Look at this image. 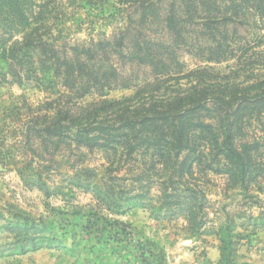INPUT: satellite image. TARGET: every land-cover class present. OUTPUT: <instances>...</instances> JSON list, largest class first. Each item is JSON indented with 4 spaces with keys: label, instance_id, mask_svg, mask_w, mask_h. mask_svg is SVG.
<instances>
[{
    "label": "rangeland",
    "instance_id": "rangeland-1",
    "mask_svg": "<svg viewBox=\"0 0 264 264\" xmlns=\"http://www.w3.org/2000/svg\"><path fill=\"white\" fill-rule=\"evenodd\" d=\"M214 1L229 15H234V5L239 10L232 22L217 29L203 25L205 9L197 4L189 9V0H152L143 18L121 0H0V264H30L34 246L40 251L56 250L61 243L64 248L71 245L70 234L66 241L62 238L67 229L71 231L63 220L79 215L100 221L95 222L98 228L110 230L116 221L129 225L139 236L137 248L141 241L145 243L152 262L172 264L184 258L195 264H239L255 260L252 254L264 261V164L256 180L243 186L231 187L214 174L199 182L208 200L207 219L203 228L192 229L183 214L158 219L142 208L119 214L106 190L96 189L103 183L115 188L113 199L126 207V199L139 187L132 179L143 170L140 163L69 142L53 144L48 151L37 138L26 144V129L42 124L46 115L53 117L49 105L66 92L51 66L38 61L32 49L35 41L52 43L68 53L75 45L112 40L128 28L132 35L137 27L148 39L172 45L188 70L207 65L223 73L238 69L245 74L259 73L264 67V15L245 6L243 0ZM174 23L178 29L172 33ZM221 39L233 48L247 49L243 66L237 59L203 61L204 49ZM12 50L19 61L10 71L6 58ZM121 70L140 79L149 77L143 68L127 65ZM135 94L134 90L118 89L105 99L119 101ZM99 100L90 95L79 105L87 107ZM259 132L264 135V127ZM152 195H157V189ZM79 233L76 241L82 240L78 245L82 260L95 254L92 260L100 262L106 252L104 245L111 244L113 236L92 234L87 240L86 234ZM88 243L97 249L91 252ZM59 259L67 260L63 254Z\"/></svg>",
    "mask_w": 264,
    "mask_h": 264
},
{
    "label": "trees",
    "instance_id": "trees-1",
    "mask_svg": "<svg viewBox=\"0 0 264 264\" xmlns=\"http://www.w3.org/2000/svg\"><path fill=\"white\" fill-rule=\"evenodd\" d=\"M121 1L133 6L143 18L152 0ZM243 2L264 15V0ZM194 4L205 9L201 19L208 28L232 22L239 13L234 5V15H229L214 0H189L188 8ZM177 29L178 23L170 27L172 33ZM130 31L128 28L112 40L75 45L68 53L46 41L32 43L38 61L51 66L66 92L49 105L55 112L53 117L46 115L42 124L26 129V144L37 138L48 151L53 144L69 142L140 163L143 170L132 179L139 187L126 199V207L113 199L115 188L103 183L96 189L106 190L107 199L113 201L119 214L138 208L148 209L158 219L183 214L190 219L192 229H201L206 225L208 200L199 182L214 174L231 187L243 186L261 174L264 135L259 130L264 127V67L259 73L248 74L241 73L244 69L223 73L207 65L188 70L172 45L148 39L137 27L132 35ZM204 51L202 59L206 63L237 59L243 66L247 49L233 48L221 39ZM6 61L12 71L19 61L16 50L10 51ZM127 65L146 69L149 77L140 79L133 73H123L121 67ZM118 89L134 90L136 94L119 101L105 99L107 93ZM90 95L100 100L81 107L79 102ZM155 189L157 195L153 196ZM63 222L66 228L71 226L62 238L66 241L70 234L72 251L82 243L76 241L80 230L90 240L92 234L100 235L107 228H98L95 222L100 221L81 215L77 219L67 216ZM114 225L111 233L131 234L129 225L119 221ZM59 245L62 248L63 244ZM144 245H138L142 251L140 262L151 264V252ZM37 249L33 247V251ZM96 249V245L90 246L91 252Z\"/></svg>",
    "mask_w": 264,
    "mask_h": 264
},
{
    "label": "crops",
    "instance_id": "crops-1",
    "mask_svg": "<svg viewBox=\"0 0 264 264\" xmlns=\"http://www.w3.org/2000/svg\"><path fill=\"white\" fill-rule=\"evenodd\" d=\"M120 220V219H119ZM122 222V221H121ZM103 238H108L109 236H115V240L111 244L104 245V249L106 252L102 256L100 262L96 263L92 259L94 255L91 254L90 258L88 254L85 256V260H82V256H80V247L76 251H72L71 245L67 247L58 248L56 250L52 249H43L40 251H36L31 253L32 261L30 264H141L140 255L141 252L138 248V240H140L132 229L131 234H115L111 233L108 229H104L103 232L99 235ZM143 239H146L143 237ZM142 240V239H141ZM108 241V242H109ZM142 242V241H141ZM93 245L88 243L86 246ZM82 248V247H81ZM83 250V249H81ZM63 254L66 255L67 260L61 262L59 256ZM253 261H242L239 264H264L263 260H259V256L252 254ZM182 260V261H181ZM151 264H162V262L155 261ZM172 264H195L192 262H187L184 258L176 259L175 263Z\"/></svg>",
    "mask_w": 264,
    "mask_h": 264
}]
</instances>
